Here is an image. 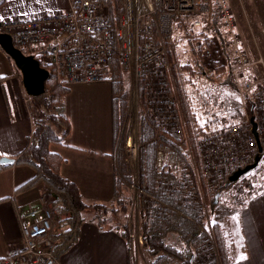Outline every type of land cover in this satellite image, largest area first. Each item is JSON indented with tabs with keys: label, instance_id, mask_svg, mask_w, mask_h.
Here are the masks:
<instances>
[{
	"label": "trees",
	"instance_id": "16d2710c",
	"mask_svg": "<svg viewBox=\"0 0 264 264\" xmlns=\"http://www.w3.org/2000/svg\"><path fill=\"white\" fill-rule=\"evenodd\" d=\"M105 7L113 32L116 31L121 15L124 12L123 0H100ZM179 15L173 18L178 29L186 30L190 25ZM211 26L217 27L218 9L212 13ZM193 24V23H192ZM214 30V29H213ZM172 33V31H171ZM219 34V32H217ZM194 61L192 65L173 66L172 76L179 109L176 122L180 133L163 132L143 104L142 80L138 82L140 112L138 116V184L140 194L139 219L141 234L146 254L152 259L151 264H235L230 255L222 227L216 220L204 221L203 212L216 207L219 195L236 182H229L230 175L245 165L235 163L225 167L223 174L215 175L207 181L203 176L202 157L199 150L201 136L211 132L212 123H204L197 115L201 104L189 97L188 87H196L195 78H206L207 81L221 84L229 81L231 65L228 58L220 51V44L215 35L204 31H187ZM220 43L224 45L223 35ZM145 36H140L143 39ZM149 37L156 44H163L168 56L171 34H162L156 23H152ZM223 41V42H221ZM223 48V47H222ZM208 54H205V51ZM171 59V58H170ZM226 59V61H224ZM41 67L49 72L45 81V93L33 98V103L44 118L33 122V129L28 145L13 159L19 164H29L34 175L18 188L29 191L39 187L47 190L51 205L62 230L54 236L58 242L51 249L52 261H57L79 237L81 225L85 218L83 212L91 210L100 230H115L129 244L130 228L128 224V206L131 205V170L126 164L124 150L127 134L129 90L127 69L121 63L115 49L108 64L107 72L113 94V146H114V195L109 205L86 204L76 184L60 173L62 158L50 150L52 145H64L69 134L70 124L64 112H61L67 86L56 81L53 68L40 62ZM180 69L182 71H180ZM206 69H209L208 73ZM232 76V75H231ZM202 80V79H201ZM234 84V82H231ZM230 83V84H231ZM217 84V85H218ZM216 85V84H215ZM236 91V89H235ZM253 101V97L249 96ZM199 102V100H198ZM212 133V132H211ZM162 149L164 162L157 166V152ZM262 163V162H261ZM6 166L0 165V170ZM237 189V188H236ZM246 192L239 188L235 194L236 203H242ZM245 204V203H244Z\"/></svg>",
	"mask_w": 264,
	"mask_h": 264
},
{
	"label": "built area",
	"instance_id": "2783aa9c",
	"mask_svg": "<svg viewBox=\"0 0 264 264\" xmlns=\"http://www.w3.org/2000/svg\"><path fill=\"white\" fill-rule=\"evenodd\" d=\"M124 12L115 32L109 15L100 0H68L69 9L62 14L31 19H11L1 22L0 31L9 34L13 44L24 54L25 49L39 51L43 61L54 70L61 86L93 84L110 80L108 64L116 49L123 66L132 74L135 83L142 80L143 104L161 131L180 133L176 122L179 104L171 85V64L165 60L166 48L150 37L152 23L160 33L171 34L173 18L179 15H212L215 4L226 46L232 51L231 75L240 94L253 97L250 117L256 123V133L262 147L258 153L252 133L250 117L235 125L219 127L201 136L199 150L202 157V174L207 181L223 174L225 167L252 164L257 155L264 162V96L258 93L260 80L245 81L244 72L251 62L237 32L236 21L227 0H123ZM194 26H199L195 22ZM140 36H145L140 39ZM208 54V51H205ZM28 55V54H26ZM33 55L35 58L36 56ZM37 59V58H36ZM38 60V59H37ZM41 62L40 60H38ZM259 62H262L260 60ZM30 98H25L27 103ZM138 134V133H137ZM137 139V140H136ZM125 141L126 164L131 170L135 192V207H139L142 190L138 184V135ZM164 162L162 149L157 152V166ZM136 175V177L134 176ZM249 190L250 185L246 184ZM239 188L236 189L238 191ZM54 210L50 197H41L38 206L25 215L22 228L23 244L0 258V264H49L51 249L56 244L50 240ZM24 218V217H23ZM144 246L142 234L129 233L130 253Z\"/></svg>",
	"mask_w": 264,
	"mask_h": 264
},
{
	"label": "crops",
	"instance_id": "0c3cea01",
	"mask_svg": "<svg viewBox=\"0 0 264 264\" xmlns=\"http://www.w3.org/2000/svg\"><path fill=\"white\" fill-rule=\"evenodd\" d=\"M68 9V0H1L0 17L3 19L0 22L62 14ZM205 19V24L209 27L212 16H206ZM254 25L252 24L253 27ZM238 29L243 48L251 62L244 72V80H260L258 93L264 96V34L260 33L259 28L258 31L251 28L246 32ZM212 31L214 32L213 29ZM215 37L221 46L220 37L216 33ZM223 39L225 40L224 37ZM225 44L226 41L224 48ZM228 51L223 54L232 66L233 59ZM228 80L226 84L234 82L231 74ZM67 87L68 99L73 104L70 113L65 110L70 124L69 134L64 145H52L50 150L62 158L61 175L76 184L86 204L109 205L114 195L115 177L111 84H73ZM239 94L238 90L235 91L236 102L241 106L238 109L241 112L235 120L242 121L250 117L253 101L249 100L248 103ZM25 98L28 96L23 90L19 72L0 50V158L13 159L28 145L33 122L38 115L36 108L30 104L32 99L24 103ZM229 120L231 117L217 121L211 132L217 130L219 125H227ZM33 175L34 169L31 165L15 161L0 170V258L22 246V228L27 221L25 215L31 208L38 206L46 192L42 187L29 191L18 190ZM62 218L55 214L53 216L50 240L55 243L58 239H54V236L62 230L58 224ZM138 220L139 227L136 229L140 228V219ZM238 220L242 237L241 253L235 257L230 253L235 264H264V185L250 193L238 212ZM49 264L132 263L129 244L117 231L100 230L95 222L87 219L81 225L77 243L57 261L51 260Z\"/></svg>",
	"mask_w": 264,
	"mask_h": 264
},
{
	"label": "rangeland",
	"instance_id": "374dc122",
	"mask_svg": "<svg viewBox=\"0 0 264 264\" xmlns=\"http://www.w3.org/2000/svg\"><path fill=\"white\" fill-rule=\"evenodd\" d=\"M228 6L231 10V12L234 15L237 30L240 28L241 32L249 31L251 28H256L258 31V28L260 30L261 34H264V0H227ZM206 16L200 15V14H190L187 16H184V20L190 23L189 26H187L185 29H178L175 27V23L172 24V33H171V41L172 44L168 50L170 51V56H167L165 60H167L171 64V85L174 89V82H173V74H172V68L173 66H177L180 68L182 65H192L194 61V56L192 55L191 46H190V38L187 35V31L191 30L193 28L194 31H204L210 35H217L220 36V34H223L221 26L218 22L217 27H212L211 23L209 22L210 26L206 25ZM199 22V26H194L195 22ZM209 21H211V18H209ZM253 22V23H252ZM193 23V24H192ZM255 24L254 27L252 24ZM259 24V27L257 25ZM214 29V32L212 31ZM219 32V34L217 33ZM240 33V32H239ZM240 35V34H239ZM241 37V35H240ZM242 39V37H241ZM225 41V40H224ZM224 43V42H223ZM226 45V44H225ZM222 46V45H221ZM220 46V47H221ZM219 48L222 54L226 52L227 50L230 51L232 56V51L226 48ZM228 51V52H229ZM24 52L28 55L34 54L38 60L41 62L43 61L42 54L37 51H33L30 48H27L24 50ZM167 52V50H166ZM229 54V53H228ZM171 58V59H170ZM233 59V56H232ZM226 61V59H224ZM231 65V64H230ZM180 71H182L180 69ZM206 71L209 73L210 70L206 69ZM127 81L126 84H128V90H129V101H128V122H127V136H131L134 139L137 137L138 133V116L140 112V103H139V97H138V84L135 83V80L132 76V74L127 70ZM184 72V71H182ZM108 72L105 75V78L108 77ZM110 79V77H109ZM202 79V80H201ZM195 78L196 87H188V95L189 97H193L195 100L197 99L198 108L200 107L199 111L201 114L197 115L198 118L204 123L205 121L209 122L212 125H216L217 121L223 119L225 117H231V120L228 121L227 125H235L238 123L244 122V120L241 121V119L235 120L236 116L239 115L240 110H238L241 106L236 102L237 97H235V89H237V84H226L228 81H224L221 84L218 83H211L207 81L206 78ZM103 84H110L109 80L99 82ZM98 84V83H94ZM218 84V85H217ZM238 90V89H237ZM236 90V92H237ZM175 92V91H174ZM177 91L175 92L176 95ZM240 95V94H239ZM250 94L243 93L240 96L244 98L246 102L249 103V97ZM177 96V95H176ZM30 98V97H29ZM65 97L63 108H61V112L65 113V110L67 109V112L70 113L71 107L73 106L72 102H70V99ZM33 100V98H31ZM248 99V101L246 100ZM199 100V102H198ZM244 101V103H246ZM30 102V101H29ZM28 103V102H27ZM32 106L36 108V115L37 119H43L45 116L43 112H40L37 108V106L31 102ZM237 108V109H236ZM66 114V113H65ZM35 119V120H37ZM69 120V119H68ZM219 124V122H218ZM226 125H219V127H224ZM125 138V141H126ZM137 140V139H136ZM65 141V140H64ZM124 150H125V144H124ZM165 160V159H164ZM136 177V175H134ZM237 187H235V183L229 187L227 190H224L218 197V202L216 203V207H214L213 210L210 208L204 210L203 217L204 221H213L216 220L219 222L220 226L223 230V235L226 239V244L229 248V251L233 257L236 255H240L241 249V230H240V224L238 220V212L242 209L244 203L248 199L250 193L254 192L258 188L262 187L264 185V162L257 165V167L251 171H249L247 174L240 177L237 181ZM246 184L250 185V189L248 190L246 188ZM236 188H242L246 192V196L244 198V201L242 203H236L235 194L237 193ZM46 190V189H45ZM47 190L45 194H43V197L47 196ZM131 205L128 206V224L131 232H138V234H141V230L136 229L139 227V224L137 223V220L139 219V210L135 207V199L136 195L135 192L131 191ZM51 201V198H50ZM139 199V206H140ZM83 217L85 220H97L96 217H94V213L91 210H85L83 212ZM130 219V220H129ZM139 222V220H138ZM61 226L60 228H62ZM152 259L146 254L145 246H142L138 248V250L131 254V263L132 264H151Z\"/></svg>",
	"mask_w": 264,
	"mask_h": 264
},
{
	"label": "water",
	"instance_id": "95a60500",
	"mask_svg": "<svg viewBox=\"0 0 264 264\" xmlns=\"http://www.w3.org/2000/svg\"><path fill=\"white\" fill-rule=\"evenodd\" d=\"M0 50L7 56V58L12 62L15 69L19 72L21 77V84L25 94L30 98H36L43 95L45 93V81L49 77L48 70L41 67L40 62L33 55L24 54L13 44L11 36L1 31ZM250 123L252 125V133L257 141L258 153L261 154L262 147L257 137L256 123L253 117H250ZM14 161L15 160L12 158L2 157L0 158V165H12ZM259 162L260 156L257 155L252 164L246 165L233 172L228 179L229 182H236L240 177L255 169Z\"/></svg>",
	"mask_w": 264,
	"mask_h": 264
},
{
	"label": "snow or ice",
	"instance_id": "6c2138e0",
	"mask_svg": "<svg viewBox=\"0 0 264 264\" xmlns=\"http://www.w3.org/2000/svg\"><path fill=\"white\" fill-rule=\"evenodd\" d=\"M0 19H3V17H0Z\"/></svg>",
	"mask_w": 264,
	"mask_h": 264
}]
</instances>
